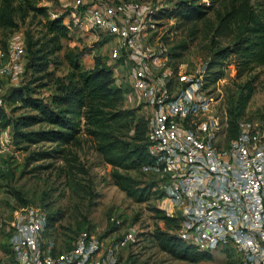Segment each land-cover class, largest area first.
<instances>
[{"label": "rangeland", "instance_id": "rangeland-1", "mask_svg": "<svg viewBox=\"0 0 264 264\" xmlns=\"http://www.w3.org/2000/svg\"><path fill=\"white\" fill-rule=\"evenodd\" d=\"M127 0H79L81 9L118 10L127 15ZM146 8L144 42L152 50L161 47L162 59L155 70L167 73L175 90L190 87L205 105L203 111L220 124L221 144L228 145L232 137L229 121L234 118L243 125L264 124V64L252 66L243 74L235 68V55H223L221 47L234 44L237 21L231 9L249 1L264 20V0H135ZM205 1L211 6L201 19L184 20L168 10L182 2ZM50 6L51 17L65 12L64 21L70 24L69 36L58 37L50 32L42 15L28 9L15 12L18 27L0 25V104L6 106L5 93L14 86L29 81L34 95L52 104L62 81L74 80L75 72L68 59L75 54L84 68L95 65L96 58L115 66L117 81L124 90L116 110L120 116L111 120L114 129L124 140H131L141 128L144 139L151 131V116L141 98L130 84L128 63L117 59L118 37L107 28L88 25L86 18H73L77 0H40ZM26 37L32 48L40 49L28 66ZM59 45V48L55 46ZM17 47L14 58L10 49ZM44 62V63H43ZM7 108V107H5ZM10 110V108H8ZM27 111L21 106L15 115ZM53 127L42 121L25 129ZM81 131L69 141L42 138L36 141H16L4 138L0 150V264H10L11 230L16 213L45 207L48 213L44 230L46 242L57 249L71 244L81 232H98L114 237L133 227L137 241L121 250L119 264H239L238 254L217 248L212 259L190 261L176 257L160 246L156 227L165 228L155 207L166 204L158 188L163 178L161 170L152 166L131 168L141 186L150 190L148 199L137 200L123 190L113 176V165L97 148V137L84 121ZM4 166L5 169H2ZM163 209V208H162ZM164 210V209H163ZM112 216L120 219L112 230ZM172 232H180L172 228ZM181 233V232H180Z\"/></svg>", "mask_w": 264, "mask_h": 264}, {"label": "built area", "instance_id": "built-area-1", "mask_svg": "<svg viewBox=\"0 0 264 264\" xmlns=\"http://www.w3.org/2000/svg\"><path fill=\"white\" fill-rule=\"evenodd\" d=\"M124 5L129 13L120 16L121 8L86 10L77 0L72 14L118 37L114 54L119 63H128L130 84L151 116L152 167L161 170L158 188L166 200L161 208L181 217V234L198 249L225 248L238 254L239 264H264V124L243 125L222 145L221 126L203 111L196 90H175L167 73L156 72L162 51L144 42L145 5L135 0ZM16 49H10L11 58ZM2 130L0 150L4 138L13 136L9 127ZM16 214L10 241L13 264H119L121 250L138 237L133 227L114 237L81 232L70 246L57 249L46 242L45 207ZM112 222L121 223L115 216Z\"/></svg>", "mask_w": 264, "mask_h": 264}, {"label": "trees", "instance_id": "trees-1", "mask_svg": "<svg viewBox=\"0 0 264 264\" xmlns=\"http://www.w3.org/2000/svg\"><path fill=\"white\" fill-rule=\"evenodd\" d=\"M210 6L211 4L205 1H187L169 9L168 13L184 20L201 19L207 15ZM19 9H28L36 15H42L47 29L56 36H69L70 27L64 22L65 12L51 17L50 6L41 4L40 0H0V25L10 29L18 27L15 12ZM231 12L238 26L236 40L234 44L220 49L223 55H235L237 60L235 68L240 75L254 65L264 64V20L259 17L254 7L249 5V1L233 7ZM26 45L29 53L28 66L40 65L41 60L33 63L35 54L40 49H33L32 40L28 37H26ZM68 59L74 68L75 78L60 82L59 92L53 95L52 104L43 97L34 95L29 81L6 91V106L0 105V149L1 133L4 128L9 127L13 131V139L16 141L23 139L36 141L42 138L69 141L81 131V124L84 121L91 133L97 137V148L113 165L116 183L135 199L140 201L148 199L150 190L141 186L129 170L155 164L156 158L149 147L150 139H144L141 128L131 140H124L119 133L108 127L112 126V119L120 116L115 104L124 94L122 85L117 81L113 65L105 59L96 58L93 67L84 68L79 64L75 54L70 53ZM21 106H30L38 112L24 111L20 115H15ZM42 121L48 122L53 127L25 129L30 124ZM229 128L232 131L231 137L235 136L239 130L236 119L232 118L229 121ZM2 169H5L4 166ZM155 210L165 223L164 229L156 227L154 231L162 249L185 260L212 259L211 252L198 249L180 232H172V228L180 229V216L168 215L159 207H155ZM112 223L113 229L118 227L116 223ZM10 259V264H13V256Z\"/></svg>", "mask_w": 264, "mask_h": 264}]
</instances>
